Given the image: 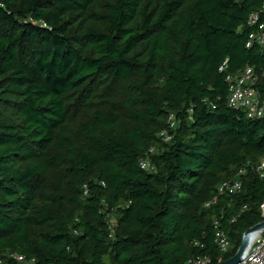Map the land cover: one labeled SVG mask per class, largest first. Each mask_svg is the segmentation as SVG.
Returning <instances> with one entry per match:
<instances>
[{"label": "trees", "instance_id": "obj_1", "mask_svg": "<svg viewBox=\"0 0 264 264\" xmlns=\"http://www.w3.org/2000/svg\"><path fill=\"white\" fill-rule=\"evenodd\" d=\"M263 4L0 0L1 264L233 256L263 219L264 117L228 105L225 75L251 66L264 95V43L246 46Z\"/></svg>", "mask_w": 264, "mask_h": 264}, {"label": "built area", "instance_id": "obj_2", "mask_svg": "<svg viewBox=\"0 0 264 264\" xmlns=\"http://www.w3.org/2000/svg\"><path fill=\"white\" fill-rule=\"evenodd\" d=\"M262 12H264V4L260 9L253 11L248 17L247 23L255 26L256 29L249 33L246 46H250L253 42H257L259 44L264 43V22L258 21L259 15ZM225 67L226 60L219 67V70H224ZM256 78L257 76L251 66H245L241 70L225 75V80L228 84V105L234 109L244 108L246 115L249 118L264 117V95L262 96L255 87ZM172 115L173 113H170L167 121L170 127H174ZM159 135H161L164 140L170 139V136L165 130L161 131ZM254 165L258 176L264 180V158ZM141 167L148 168L146 160L141 161ZM244 170L245 169L241 168L238 170L236 177L223 180L218 185L219 193L232 194L238 192L241 188V182L238 178V174H242ZM211 202H208L205 205H208ZM261 208L262 217L264 219V203L261 205ZM213 225L215 227L216 245L219 247L221 252H225L230 246L229 237L225 231L217 228L216 220L213 221ZM245 242V248L236 264H264V228L256 229L245 234ZM8 256L13 258L18 264H33L32 259L28 260L20 253L11 252ZM221 259L222 257L218 258L217 262L214 264H219ZM186 264H211V259L207 255L194 256L189 258L186 261Z\"/></svg>", "mask_w": 264, "mask_h": 264}, {"label": "water", "instance_id": "obj_3", "mask_svg": "<svg viewBox=\"0 0 264 264\" xmlns=\"http://www.w3.org/2000/svg\"><path fill=\"white\" fill-rule=\"evenodd\" d=\"M261 228H264V219L261 220L260 222L248 227L242 234V237H241V241H240V244L236 250V252L234 253L233 256H231L230 258H228L227 260H225L222 264H236L240 257H241V254L245 248V234H247L248 232H251V231H254L256 229H261Z\"/></svg>", "mask_w": 264, "mask_h": 264}, {"label": "rangeland", "instance_id": "obj_4", "mask_svg": "<svg viewBox=\"0 0 264 264\" xmlns=\"http://www.w3.org/2000/svg\"><path fill=\"white\" fill-rule=\"evenodd\" d=\"M112 89L114 91H118V83H115L114 86H112ZM172 120H173V124H174V127H175L177 125V123H178V120L176 119V114L175 113H173V115H172ZM84 188H86V186ZM114 221H115V219L112 218L111 222H114Z\"/></svg>", "mask_w": 264, "mask_h": 264}, {"label": "bare ground", "instance_id": "obj_5", "mask_svg": "<svg viewBox=\"0 0 264 264\" xmlns=\"http://www.w3.org/2000/svg\"><path fill=\"white\" fill-rule=\"evenodd\" d=\"M247 237H249V236H247Z\"/></svg>", "mask_w": 264, "mask_h": 264}]
</instances>
